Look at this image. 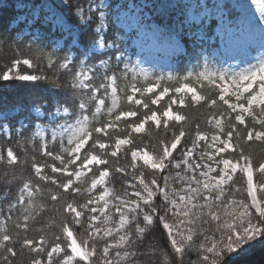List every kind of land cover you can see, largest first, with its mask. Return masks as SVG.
<instances>
[{"label": "snow or ice", "instance_id": "obj_1", "mask_svg": "<svg viewBox=\"0 0 264 264\" xmlns=\"http://www.w3.org/2000/svg\"><path fill=\"white\" fill-rule=\"evenodd\" d=\"M8 7L0 86L50 99L0 104V215L16 229L0 264H236L264 249V162L240 146L264 144V0ZM189 103L222 108L213 132L187 123Z\"/></svg>", "mask_w": 264, "mask_h": 264}, {"label": "trees", "instance_id": "obj_2", "mask_svg": "<svg viewBox=\"0 0 264 264\" xmlns=\"http://www.w3.org/2000/svg\"><path fill=\"white\" fill-rule=\"evenodd\" d=\"M13 3L14 0H0V9H3V12H0V16L3 17L5 22L11 15L14 14L12 9L8 7V5H11ZM11 58V53H9L6 49L0 50V68H2L7 61L11 60ZM204 91L209 95H215L214 91H212L211 89L206 88L204 89ZM40 99H50L49 92L43 86L17 88H4L0 86V104H13L19 101L26 103L29 100ZM167 100L168 97H165L158 106L154 105L152 107H159L162 109L165 107ZM223 108H226V106H223ZM173 110H176L175 106H173ZM221 110L222 108L219 106L217 107V109L213 110L206 107L203 103L199 105L189 103L186 108H183L180 111L182 114L186 115L188 124L193 126L199 124L201 130L211 133L214 131V129L210 128L207 125V121L211 118V114L213 112H219ZM140 135L142 134H137V136ZM142 143H149V141H147L146 139L144 141L137 139V144ZM151 143L154 144L155 141L153 140L151 141ZM240 146L243 147L245 154L250 155L253 158L254 165L257 162H264V144L257 141H249L246 143L241 141ZM233 155H235V153H233ZM239 176L240 174L237 173V177ZM240 187L241 193L237 194V197L242 198L243 196H246L244 191L245 183L243 180L240 181ZM0 218L4 220V222L0 221V233L5 230H8L9 232L16 231L12 221H8L7 218L2 215H0ZM28 235L31 237H38L39 235H41V233L33 228V230L30 231ZM84 235L85 234L81 232V238H83ZM24 259L25 264H27L28 257H25ZM236 264H264V249L260 247L255 248L250 255L242 257L239 261L236 262Z\"/></svg>", "mask_w": 264, "mask_h": 264}, {"label": "rangeland", "instance_id": "obj_3", "mask_svg": "<svg viewBox=\"0 0 264 264\" xmlns=\"http://www.w3.org/2000/svg\"><path fill=\"white\" fill-rule=\"evenodd\" d=\"M251 7H253V8H255V5L254 4H252V5H250ZM256 55H257V53L256 52H253L250 56H249V60L252 62V63H255L256 62ZM248 65L247 64H242L241 65V68H243V67H247ZM161 71H163V72H167V71H169L170 69H168L167 67H163V68H161L160 69ZM236 70H239V69H236ZM259 179H261L260 177H259V174L258 173H254V182H256V181H258ZM244 183H245V181H244ZM245 195H246V192H245ZM260 195V193L258 192V196ZM239 198V197H238ZM0 221H2V222H4V220L3 219H1L0 218Z\"/></svg>", "mask_w": 264, "mask_h": 264}]
</instances>
